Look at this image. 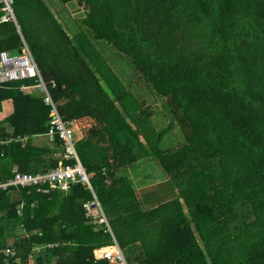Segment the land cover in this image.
<instances>
[{
	"label": "trees",
	"instance_id": "trees-1",
	"mask_svg": "<svg viewBox=\"0 0 264 264\" xmlns=\"http://www.w3.org/2000/svg\"><path fill=\"white\" fill-rule=\"evenodd\" d=\"M59 1L86 8L82 29L70 35L45 0H13L19 27L0 23V51H16L23 39L43 80L55 84L49 92L61 118L94 120L75 143L91 189L0 190V249L16 250L10 264H29L39 245L34 264H113L93 254L113 238L128 264H264V0ZM105 44L171 102L182 144L161 146L172 122L153 125V109L119 78ZM23 82L33 81L0 85V103L13 102L0 136L8 135L6 121L13 135L29 136L25 145L0 148V179L11 171L6 158L33 173L60 162L31 145L33 134L47 131L49 109L40 96L20 91ZM52 142L61 152L60 139ZM146 158L160 165L176 194L143 209L119 172ZM93 195L111 233L85 215L82 204Z\"/></svg>",
	"mask_w": 264,
	"mask_h": 264
},
{
	"label": "built area",
	"instance_id": "built-area-1",
	"mask_svg": "<svg viewBox=\"0 0 264 264\" xmlns=\"http://www.w3.org/2000/svg\"><path fill=\"white\" fill-rule=\"evenodd\" d=\"M12 22L19 27L14 9L13 0H0V23ZM32 80V84H20V90L35 92L41 95L44 105L48 107L47 135L50 138L58 137L62 143V151L58 157L60 162L57 166L40 172H21L13 171L12 176L0 181V190H6L10 187L25 188L34 187L36 191L48 193L52 189L67 193L72 184H84L91 189L90 174H88L81 164L75 150L77 138L72 125L64 121L58 111L57 103L53 100L49 92V86H54L53 81L45 82L37 67L27 44L23 45L18 52L8 50L0 51V85L8 81H26ZM25 136H8L0 138V146L7 145L13 141L24 143L27 140ZM73 160V162H70ZM24 203L20 202L17 208L18 214L22 213ZM82 207L85 215L91 218V221L97 224H105L109 233H111L108 220L104 214L99 201L95 195L91 200L84 201ZM59 243H48L45 247H53ZM65 244V243H62ZM43 246H35L32 249L30 258L34 257L35 250L38 252ZM37 253V252H36ZM0 254L4 256V264H10V257L16 254L12 245L0 249ZM95 259H107L113 264H128L122 249L113 238V244L93 250ZM19 263V258H15Z\"/></svg>",
	"mask_w": 264,
	"mask_h": 264
},
{
	"label": "rangeland",
	"instance_id": "rangeland-1",
	"mask_svg": "<svg viewBox=\"0 0 264 264\" xmlns=\"http://www.w3.org/2000/svg\"><path fill=\"white\" fill-rule=\"evenodd\" d=\"M70 6L73 5L70 4L69 7ZM51 8L54 10V12H57V9L53 3L51 4ZM69 11L70 16L68 14L69 12H65V10L61 11V13L65 12L62 20H64L63 22L67 23L64 24L66 25L68 33L73 35V33H75L77 30L82 29V27H80V19L86 14V8L83 6H73L69 8ZM104 46L105 48L101 50L104 53V56L108 59L109 63L112 65L113 69L117 70L119 73V78L126 86L133 90L136 95L146 99V103L149 104L153 109V125L157 129H161L172 122L173 128L165 135L161 146L175 147L182 144L185 139V131L182 129L178 119L176 120L175 115L173 114L174 106L171 104V102L164 97L156 95L142 82L140 78L133 76L129 63L125 62L126 65H124V61L118 62L122 59V56L111 46L107 44ZM122 174L126 175L129 180L135 177L137 184H140V186H137L138 188H133L136 192V200L138 201L139 205L144 206V208H146V203L151 204V202H162L166 199L174 197L176 194L173 183L167 178L165 179L166 176L164 175L160 165L153 159L146 158L138 161L134 165L125 167L122 170ZM150 184H152L150 187L147 186ZM9 231L12 232V229ZM16 231L19 232L18 230ZM8 240L11 244L12 237H9ZM36 252L38 253V250H35V253ZM28 263L33 264V258H29Z\"/></svg>",
	"mask_w": 264,
	"mask_h": 264
},
{
	"label": "crops",
	"instance_id": "crops-1",
	"mask_svg": "<svg viewBox=\"0 0 264 264\" xmlns=\"http://www.w3.org/2000/svg\"><path fill=\"white\" fill-rule=\"evenodd\" d=\"M48 4H49V6H51V4L53 3V5L56 7V9H57V12H55L56 13V16L58 17V19L59 20H61L62 22H63V20H62V18H63V16H64V14H65V12H69L68 14H69V16H70V11H69V8H71V7H73V6H78L77 5V3L75 2V1H70V2H67V3H65V4H63V3H61L59 0H45ZM70 4H72L73 6H70L69 7V5ZM63 10H65V12H62L61 13V11H63ZM60 11V12H59ZM17 19V18H16ZM73 19V18H72ZM14 25V24H13ZM15 26V25H14ZM16 27V26H15ZM17 28V27H16ZM18 29V28H17ZM22 40V45H23V42H25L23 39H21ZM21 48V47H20ZM19 48V49H20ZM19 49H17L16 51H11V50H8V51H11V52H13V53H15V52H18L19 51ZM32 81V80H31ZM24 84H32L33 82H31V83H25V82H23ZM20 89V88H19ZM20 91H22V90H20ZM22 93L23 94H30V95H34V96H40L41 97V95L40 94H38V93H35V92H30V91H22ZM41 99H42V97H41ZM43 102V101H42ZM46 106V105H45ZM0 108H1V110H0V120H2V119H5V118H7L8 119V116L9 115H11V113H12V111H13V102H12V99H4V100H2L1 101V103H0ZM17 117V116H16ZM71 125H72V127H73V129H74V133H75V136H76V138H77V140L78 139H80V138H82V137H84L85 135H86V132H87V130L92 126V124H94V120L93 119H91V118H89V117H83V118H79V119H77V120H74L72 123H70ZM2 126H4L5 127V130H6V132H7V134L8 135H6V136H0V138H4V137H8V136H15V135H13V132H14V127L12 126V124H10V122L9 121H6V122H4V124L2 125ZM19 136H25V135H27V134H24V135H21V134H18ZM17 135V136H18ZM28 136V135H27ZM31 145L32 146H34V147H43V148H45V149H47L49 152H48V154L47 155H50V156H53V155H59V153H60V151H59V149H58V151L57 150H54V145H53V142H52V140H53V138H50L48 135H47V133H46V131L45 132H41V133H36V134H33L31 137ZM28 139H29V136L27 137V140L24 142V143H21V142H19V141H13V142H11V143H9V144H7V145H2V146H0V148H3L4 146H6V147H8V145H9V147L7 148V149H9L11 146H12V144H14V143H20L21 145H25L26 144V142L28 141ZM11 145V146H10ZM2 151H3V149H1ZM76 150V149H75ZM54 151H57V152H54ZM31 152V151H30ZM29 152V153H30ZM1 151H0V155H1ZM77 153V152H76ZM2 160V159H1ZM3 162L8 166V168H9V166H10V168H11V171H5V172H3L1 175H2V179H0V181L1 180H5V179H7V178H9V177H11V175H12V173H13V171H15V170H17V171H19L18 170V167H17V163L15 164V163H13V164H11L10 165V159L9 158H6L5 160H3ZM136 164V163H135ZM123 170V169H122ZM122 170L119 172V174H122ZM133 177V176H132ZM136 178L134 177V178H132V179H130L131 180V182H132V185H133V187L134 188H138L137 186H140V184H137V180H135ZM165 179H166V177H165ZM145 185V184H144ZM152 184H150V185H147V186H151ZM156 186V185H155ZM146 187V186H145ZM144 187V188H145ZM148 188V187H147ZM146 190V189H145ZM136 193V192H135ZM145 199V198H144ZM170 199V198H169ZM166 200H168V199H166ZM166 200H164V201H166ZM144 201V200H143ZM164 201H162V202H164ZM159 203H161V202H157V203H152L151 202V204L150 203H146V208H144V206H141L143 209H148V208H150V207H153V206H155V205H157V204H159ZM144 205H145V203H144ZM103 210V209H102ZM104 212V211H103ZM105 214V213H104ZM107 217V216H106ZM102 247H105V246H102ZM101 248V247H100ZM34 264V263H33Z\"/></svg>",
	"mask_w": 264,
	"mask_h": 264
}]
</instances>
